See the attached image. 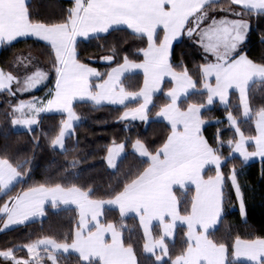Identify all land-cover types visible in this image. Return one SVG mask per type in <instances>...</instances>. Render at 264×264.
<instances>
[{
  "label": "snow or ice",
  "instance_id": "snow-or-ice-1",
  "mask_svg": "<svg viewBox=\"0 0 264 264\" xmlns=\"http://www.w3.org/2000/svg\"><path fill=\"white\" fill-rule=\"evenodd\" d=\"M213 0H74L63 22L44 23L33 21L28 7V0H0V44H10L20 37H35L47 42L54 52V91L50 99L21 101L14 109L18 118L13 125L31 129L38 123L43 113L53 111L66 114L59 134L51 141L53 147L64 148V141L74 127V122L81 118L73 109L74 101H90L95 105L108 103L126 105L128 101L141 100L138 107L128 108L120 120L131 119L141 122L149 121V108L153 96L162 91L165 78H170L173 86L165 95L169 103L156 113L171 126L172 132L163 146L152 153L139 139L133 149L141 158H146L148 166L111 199H93L91 189L83 190L75 185L64 187L61 184L46 186L40 184L26 191L9 197L0 206V215L6 217L3 228L23 225L32 217L45 215V204L53 209L60 205H75L79 212L78 225L71 243H60L52 238H40L33 243L20 246L27 251L31 259L17 258L15 249L0 251V259L11 264H44L39 250L42 248L51 264H56V252L78 253L81 264H137L131 244L125 246L122 233L113 223H101L105 206L118 208L121 217L135 214L139 217L146 242L144 251L155 256L157 262L169 256L166 238L174 235L178 224L186 225L187 247L171 264H228L227 246L209 238L210 231H215L224 214L223 165L232 154H239L244 161L253 157L264 158V108L255 112V136L244 135L239 121L228 112L226 120L239 137L228 141L231 149L229 157H222L219 148L212 147L202 133L206 123L201 118V111L212 105L216 98L222 104L228 103L229 90L237 89L240 94L243 117L253 115L248 102L250 82L259 78L264 80V64H257L247 54H241L242 44L247 40L250 24L242 17L245 12L264 14V0H231V3L244 11L228 12L235 19L209 17L206 8ZM225 11L224 9H220ZM205 21H208L205 24ZM119 26L146 38L147 46L139 50L142 62L130 61L125 56L124 62L112 68L106 74L89 67L78 59L77 39L91 38L101 33L107 34ZM162 31V36L160 32ZM197 36L198 46L206 55L214 59L201 66L204 79L203 90L207 93L206 103H188L186 108L180 106L182 99L196 91L187 68L176 71L171 63L174 41L183 34ZM115 51V50H113ZM111 62L113 56L102 58ZM134 69H141L144 75L143 87L138 92L125 89L122 77ZM106 75V79L104 76ZM93 78L99 83H93ZM49 79V73L37 70L26 76L21 82L11 73L0 69V92L8 91L12 95L36 90ZM214 79V84L211 82ZM19 85L13 90L12 85ZM255 146L249 151L247 144ZM217 143L223 147L225 142ZM125 145H114L108 149L107 163L112 168L117 166ZM23 163H27L24 161ZM13 166L6 158H0V193H4L14 182L26 173ZM215 169L214 176L205 178L206 168ZM228 179L240 200V213L246 216V208L235 169L230 170ZM195 187L190 209L181 214L179 201L174 188L187 189ZM153 222L159 224V239L152 237ZM110 234L111 240L106 239ZM234 258H246L250 264H264V238L242 240L236 238ZM159 250L160 254H156Z\"/></svg>",
  "mask_w": 264,
  "mask_h": 264
},
{
  "label": "trees",
  "instance_id": "trees-1",
  "mask_svg": "<svg viewBox=\"0 0 264 264\" xmlns=\"http://www.w3.org/2000/svg\"><path fill=\"white\" fill-rule=\"evenodd\" d=\"M72 5L71 0H28L32 20L49 24L63 22L68 15L67 9ZM206 10L210 18L221 16L238 18L228 16V12L244 11L229 0H215ZM242 18L250 24V30L240 53H246L248 58L257 64H264V14L245 12ZM196 41V36L190 38L185 33L173 43L171 63L174 69L179 72L187 68L196 81V91L187 99L180 101L181 107L188 103H205L206 100V93L202 90L201 66L210 58ZM145 43V38L124 28H118L110 30L107 34L77 41L76 48L78 59L82 63L94 66L104 74L110 67L123 62L125 56L130 61H140L142 53L139 50L145 47ZM109 55L113 56L111 62L102 61L103 57ZM25 60L29 61V64L25 65ZM54 66L52 49L39 40L25 38L0 46V69L5 73H11L20 81L35 67L49 73L47 82L36 90L16 95L8 91L0 92V158L8 159L13 166L22 164L18 170L26 173L11 188L0 193V206L9 200V197L40 184L46 186L61 184L64 187L75 185L86 191L91 189L93 199L114 197L147 165L146 159L132 151V143L139 139L153 153L163 145L169 133V127L164 121L153 118L157 109L167 101L162 91L153 96L148 122L120 120L122 111L135 105L134 101L123 106L95 105L87 101L74 102L73 109L81 119L74 123L73 130L66 135L63 149H56L51 144L64 120L62 113H45L31 129H14L12 125L14 105L20 99L35 96H42L45 99L55 79ZM122 81L126 89L137 90L141 76L135 72L126 75ZM166 87L167 81L164 82L163 89ZM248 102L253 113L248 118L241 115L239 98L235 91L229 92L226 105L215 102L201 111V118L206 121L202 126V133L212 147L220 149L222 157L230 156L231 149L226 146L227 142L235 141L237 137L226 120L228 112H232L240 122L239 127L245 136L254 134V114L264 108V80L258 79L250 83ZM218 133L219 139L225 142L223 147L217 143ZM114 143H123L125 147L117 160L116 168H109L106 155L109 146ZM24 161L27 163H23ZM233 168L246 208V216L243 219L239 215L235 194L228 179ZM212 171L208 168L204 175L208 176ZM222 171L225 175L224 214L216 230L210 231L209 238L227 246L228 264H248L233 259L232 245L237 237L245 240L264 238V159L244 163L238 156L232 155V158L223 165ZM174 194L179 201L181 214H186L190 209L191 188L183 190L177 188ZM101 222L116 225L122 233L125 246L132 245L137 264H171V260L181 254L187 245L186 228L177 226L173 240L167 242L169 256L161 263H156L153 257L144 251L143 234L136 217L122 218L116 209L105 208ZM76 223L75 208L53 209L46 206L45 215L41 218L0 231V251L14 248L15 256H24L26 250L20 246L40 238L70 243ZM153 235L158 236L156 225L153 226ZM46 261L47 264H51L48 259ZM56 264H81V260L72 252L58 253Z\"/></svg>",
  "mask_w": 264,
  "mask_h": 264
},
{
  "label": "crops",
  "instance_id": "crops-1",
  "mask_svg": "<svg viewBox=\"0 0 264 264\" xmlns=\"http://www.w3.org/2000/svg\"><path fill=\"white\" fill-rule=\"evenodd\" d=\"M72 2H73V4H74V0H71ZM213 1H215V0H213ZM230 2H231V0H229ZM73 6V5H72ZM238 7V6H237ZM240 8V7H239ZM224 17H227V16H221V17H218V18H224ZM227 18H229V17H227ZM229 19H235V18H229ZM208 23V21L205 23V24H207ZM119 28H124V29H126V30H128L129 32H131V33H133L132 32V30H130V29H127V27L126 26H119ZM104 33H101V34H99V35H103ZM134 34V33H133ZM160 35L162 36V31L160 32ZM27 38H33V39H36V40H39V39H37V38H35V37H27ZM21 39H25V37H20V38H17V40L16 41H18V40H21ZM88 38H78L77 39V41H80V40H87ZM196 39L198 40V37L196 36ZM39 41H41V40H39ZM13 42H15V41H13ZM13 42H11V43H13ZM41 42H43V43H45V44H47L50 48H51V46L47 43V42H45V41H41ZM145 42H146V38H145ZM175 42V41H174ZM2 44H0V46H1ZM147 46V42L145 43V47ZM144 47V48H145ZM201 47V46H200ZM201 49H202V47H201ZM53 51V50H52ZM202 51H203V49H202ZM53 54H54V52H53ZM241 54H244V53H241ZM207 56H209V58H210V60L208 61V62H211V61H213V57L211 56V55H207ZM143 61V55H142V59L140 60V61H134V62H137V63H139V62H142ZM124 62V61H123ZM123 62H121L120 64H122ZM208 62H206V63H208ZM120 64H118V65H120ZM205 64V63H204ZM203 64V65H204ZM88 65V64H87ZM118 65H115V66H118ZM89 67H94V66H91V65H88ZM95 68V67H94ZM135 72H137V73H139L140 74V76H142L143 77V80H141L140 81V86H139V89H137V90H132V92H136V91H139L140 90V87H143V81H144V75H143V71L141 70V69H138V70H135V71H133V72H129V73H126L123 77H122V80H123V78L126 76V75H129V74H132V73H135ZM104 78L106 79L107 77H106V75L104 76ZM93 79H95V78H93ZM166 79H168V80H170V78H165V81H166ZM259 78H257V79H255V80H258ZM171 81V80H170ZM168 82V81H167ZM213 84H214V79H212V81H211ZM203 83H204V79H203V77H202V90H203ZM251 83V82H250ZM13 85H15V84H13ZM163 86H164V83H163ZM173 86V84H172V82L170 83V82H168V87H167V89H166V91H168V89H170L171 87ZM126 89V88H125ZM126 90H128V89H126ZM129 91V90H128ZM230 91H235L236 93H237V95L239 94V91L237 90V89H235V88H233V89H230L229 90V92ZM52 92V91H51ZM129 92H131V91H129ZM205 93H206V91H205ZM239 96H240V94H239ZM51 98V96L48 94V96L45 98V99H43L45 102H46V100L47 99H50ZM206 100H207V93H206ZM206 100H205V103H206ZM74 102H78V101H74ZM73 102V103H74ZM87 102H90V101H87ZM170 101H169V99L167 98V101L163 104V105H161L158 109H157V111L154 113V115H153V118L154 119H158V120H162V121H164L167 125H168V127H169V133H168V135H167V137L171 134V132H172V129H171V126H170V124L168 123V121H166L164 118H162V117H158L157 115H156V113L160 110V108L161 107H163L165 104H167V103H169ZM218 103V104H220V105H225V104H222L220 101H219V99L218 98H216L215 100H214V103ZM239 102H240V97H239ZM90 103H92V102H90ZM94 104V103H93ZM102 104H108V103H102ZM111 105V104H110ZM211 105H209V106H207V107H210ZM187 107V105L185 106V107H182V108H186ZM240 108H241V115H242V117H243V113H242V106H241V104H240ZM51 113H60V112H55V111H53V112H51ZM123 113H124V110L122 111V114L121 115H123ZM43 114H45V113H43ZM64 114V113H63ZM40 115H42V114H40ZM40 117V116H39ZM38 117V118H39ZM243 118H245V117H243ZM127 121H133V120H131L130 118L129 119H127ZM135 121H137V120H135ZM254 125H255V120H254ZM256 135V132H255V127H254V134L252 135V136H255ZM246 137H248V136H246ZM239 137L237 136L236 137V140L238 139ZM166 140H167V138H166ZM165 140V141H166ZM135 142V141H134ZM134 142L132 143V145H131V149H132V151L135 153V154H137L136 152H135V150L133 149V144H134ZM165 143V142H164ZM163 143V144H164ZM114 144H117V143H114ZM119 144V143H118ZM112 145V144H111ZM110 145V146H111ZM109 146V147H110ZM163 145H161L159 148H161ZM54 148H56V149H58V147H54ZM158 148V149H159ZM247 148H248V150L249 151H252L253 149H255V146H254V144H252L251 142H249L248 144H247ZM109 149V148H108ZM156 152V151H155ZM155 152H153V153H155ZM108 153V152H107ZM138 155V154H137ZM232 155H236V156H238L240 159H241V161L242 162H244V163H247V162H250V161H255V160H261V159H264V158H260V157H253V158H251V159H249L248 161H244L243 159H242V157H240L239 155H237V154H232ZM107 156V155H106ZM139 156V155H138ZM106 159H107V157H106ZM144 159H146V158H144ZM147 160V159H146ZM106 163H107V160H106ZM107 166H108V163H107ZM148 166V161H147V165H146V167ZM109 167V166H108ZM145 167V168H146ZM110 168V167H109ZM144 168V169H145ZM209 168H211L213 171H212V173L210 174V175H208V176H214L215 175V169L213 168V167H209ZM143 169V170H144ZM206 169H208V168H206ZM143 170L141 171V173L143 172ZM208 176H205V178H207ZM19 180V179H18ZM17 180V181H18ZM16 181V182H17ZM16 182H14L13 183V185L16 183ZM230 183H231V181H230ZM13 185H11L10 186V188L13 186ZM231 186H232V184H231ZM178 187H175L174 188V190L175 189H177ZM188 188H191V190H192V195H191V198H192V196H194L195 195V187L193 186V185H189L188 186ZM232 188H233V186H232ZM178 189H180V188H178ZM8 190V189H7ZM27 189H25V190H23V191H26ZM6 191V190H5ZM23 191H20L19 193H21V192H23ZM233 191H234V188H233ZM19 193H17V194H19ZM16 194V195H17ZM234 194H235V191H234ZM16 195H14L13 197H15ZM111 198H113V197H111ZM111 198H109V199H111ZM235 198H236V201L238 200V202H240V200H239V198L236 196V194H235ZM104 200H107V199H104ZM8 201V200H7ZM6 201V202H7ZM191 204V203H190ZM3 206V205H2ZM46 206H50V207H52L51 206V204H50V202L49 203H46L45 204V207ZM58 208H75L76 209V211H77V223H76V226H75V228H74V231H75V229H76V227H77V225H78V220H79V212H78V209L76 208V206L75 205H68V206H65V205H60ZM105 208H114V209H116L118 212H119V210H118V208L117 207H115V206H105ZM120 214V213H119ZM183 215V214H182ZM126 216H134V217H136L137 218V220H138V223H139V226H140V228H141V231H142V234H143V240H144V244H145V242H146V238H145V236H144V232H143V228H142V226H141V224H140V221H139V217H137L135 214H128V215H126ZM41 216H37V217H32L30 220H32V219H34V218H40ZM6 219V217H3L2 215H0V228H3V222H4V220ZM101 220H102V218H101ZM102 223V222H101ZM104 224H107V223H104ZM154 225H156L157 226V229H158V236H154L153 235V226ZM13 226H15V225H13ZM13 226H10L9 228H11V227H13ZM177 226H184L185 228H186V232H187V227H186V225H181V224H178ZM8 228V229H9ZM151 232H152V237H154V238H156V239H159V237H160V235H161V229H160V226H159V224L158 223H156V222H153V225H152V228H151ZM74 234V233H73ZM174 234H175V230H174ZM173 238H174V235H173V237H171V238H166V243L167 242H170V241H172L173 240ZM106 239H108L109 240V242H110V240H111V236H110V234H106ZM236 240V239H235ZM235 240H234V242H233V245H232V257H233V259L235 260V261H238V262H244V263H248V264H250V262L246 259V258H240V259H235L234 258V251H235V249H234V244H235ZM242 240H245V239H242ZM71 243V242H70ZM144 246V245H143ZM186 247H187V245H186ZM186 247H185V249H186ZM144 248V247H143ZM184 249V250H185ZM70 252H73V253H75L73 250H69ZM146 253V252H145ZM75 254H77L78 255V253H75ZM148 255H151L152 257H153V259H154V261L156 262V263H161L166 257H164L163 258V260L161 261V262H157L156 260H155V256L153 255V254H149V253H147ZM156 254H160L159 253V250H157V252H156ZM79 256V255H78ZM176 257V256H175ZM175 257L173 258V259H175Z\"/></svg>",
  "mask_w": 264,
  "mask_h": 264
},
{
  "label": "rangeland",
  "instance_id": "rangeland-1",
  "mask_svg": "<svg viewBox=\"0 0 264 264\" xmlns=\"http://www.w3.org/2000/svg\"><path fill=\"white\" fill-rule=\"evenodd\" d=\"M102 61H104L103 59H102ZM106 62V61H105ZM24 64L25 65H27V64H29V61H27V60H25V62H24ZM115 67H117V66H112V67H110L104 74H106L107 72H109L112 68H115ZM92 68H94V67H92ZM39 68L38 67H35V69L31 72V73H29V74H27L26 76H28V75H30V74H32V73H34L35 71H37ZM95 69H97L99 72H101V70H99L98 68H96L95 67ZM39 70H41V69H39ZM135 70H138V69H134V70H132L131 72H133V71H135ZM102 73V72H101ZM25 76V77H26ZM55 79H56V77H55ZM55 79H54V82H53V85H52V87H51V90H50V92L52 91H54V85H55ZM141 80H143V77L141 76ZM23 80H21V82H22ZM166 81H168V82H170L171 83V81L170 80H168V79H166ZM99 82H101V81H99V80H96V79H93V83L95 84V83H99ZM165 82V81H164ZM163 82V83H164ZM19 85H17V84H15V85H13V88H14V90L18 87ZM42 86V85H41ZM39 88V87H38ZM142 87H140V89H141ZM139 89V88H138ZM166 89H167V87L166 88H164L163 89V85H162V92H163V94H164V96L166 97V98H168L166 95H165V93L167 92L166 91ZM128 91V90H127ZM129 91H131L132 92V90H129ZM49 92V93H50ZM136 92H138V91H136ZM161 92V91H160ZM159 93V92H158ZM157 94V93H156ZM240 96H239V94H238V98H239ZM37 99H39V100H43V97L42 96H35V97H32V98H30V99H20V100H18L17 101V103L14 105V107H13V109L21 102V101H25V102H27V101H32V100H37ZM128 102H133V101H128ZM134 102H136L135 103V105H133V106H129V107H126L125 109H124V112L128 109V108H135V107H138L139 106V103H141L142 101L141 100H135ZM127 103V102H126ZM240 103V102H239ZM63 114V113H62ZM18 113L17 114H14V112H13V119H15V118H18ZM64 115V120L67 118L66 117V114H63ZM41 116V115H40ZM122 116V115H121ZM123 121H125V120H123ZM137 121H139V120H137ZM75 123V122H74ZM12 125H13V123H12ZM34 125H32L31 127H33ZM13 128L14 129H28V128H26V127H24V126H20V125H13ZM71 133V132H70ZM59 134V133H58ZM57 134V135H58ZM68 135V134H67ZM236 140V139H235ZM114 145H117V144H112L110 147H113ZM109 147V148H110ZM58 149H60L59 147H58ZM255 149H253L252 151H254ZM107 155H108V153H107ZM237 155H239V154H237ZM107 157V156H106ZM120 157H118L117 158V160L119 159ZM107 160V159H106ZM262 160V159H261ZM109 166V165H108ZM110 168H112L111 166H109ZM239 205H240V202H238V200H237V208H238V212H239V215H240V217L243 219L244 218V216H242L241 215V213H240V207H239ZM41 218V217H40ZM34 219H38V218H34ZM38 240V239H37ZM36 241V240H35ZM35 241H33V242H35ZM33 242H30V243H33ZM30 243H28V244H30ZM27 245V244H26ZM70 252V251H69ZM58 253H64L62 250L61 251H59V252H56L55 253V255L56 254H58ZM73 253V252H72ZM39 254H40V257L41 258H43V260H44V264H47V261H46V259H47V255H46V253L43 251V249L41 248L40 250H39ZM17 258H21V259H31V257L29 256V254L27 253V251H25V254H24V256H16ZM0 264H11V262L10 261H8V260H4V259H0Z\"/></svg>",
  "mask_w": 264,
  "mask_h": 264
}]
</instances>
